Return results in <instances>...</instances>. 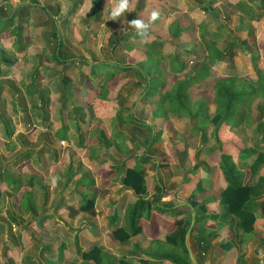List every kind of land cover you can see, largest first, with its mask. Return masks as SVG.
Returning <instances> with one entry per match:
<instances>
[{"label":"trees","instance_id":"trees-1","mask_svg":"<svg viewBox=\"0 0 264 264\" xmlns=\"http://www.w3.org/2000/svg\"><path fill=\"white\" fill-rule=\"evenodd\" d=\"M19 1L18 6L21 7L20 9L14 10L6 18H0V67L3 64L10 68L13 67L12 59L7 56V53L1 47V41L16 38L20 42L24 24L21 15L24 13L25 7L28 8L29 5H32L30 3L26 4L23 0ZM89 1L94 18H99L102 15L99 9L100 4L104 0ZM164 1L167 2L168 0ZM198 1L201 10L212 17L210 20L197 21L193 18L185 19L179 16L173 18L167 24L166 36L161 37L155 33L156 31H150L153 32V38L146 41H142L137 33L130 34L128 32L121 37L118 41H120V46L125 51L132 52L139 49L142 52V57L132 65H124L111 60L92 63L84 57L79 59L72 58V56L64 57L60 52L61 44L58 43L60 40L57 36L58 25L52 19L53 17L51 21L56 45L52 48L51 56L46 54L44 56L57 64H69L71 67H75L80 61L79 64L82 63L88 66L87 73L89 76L99 75L102 77L101 83H97L96 86L99 88L98 94L90 91L87 93L86 100L90 109L98 101H107L109 86L112 85L119 73L135 70L138 79L132 81L130 85L134 88H141L143 92L142 99L151 102L154 106V116L160 115L163 119L169 120L173 115L186 113L193 120L192 129H190V134L193 136L192 140L195 139V136H199L203 137L204 141L206 131L211 125L212 137L215 142L205 147L204 150L207 154L215 151L220 153L216 168L220 172L224 185L220 189L218 197L206 198L202 201L197 200L198 192L201 190L200 183L197 182L191 189L188 198L189 205L193 208L197 207L200 211V216L195 218L191 233L193 231L197 233L194 238L200 252H202L206 249L204 246L207 241L217 237L223 226L222 224L226 223L230 228L231 237L229 240L220 241L219 245L224 246V250L228 251L234 247L236 242L251 238L256 233L255 223L258 218V209L261 206L264 207V64L262 67L257 64L260 57L264 60V49L261 51L256 49L251 52L250 61L255 71L253 77L247 73L241 74L236 71L226 75H217L215 66L225 60V54L231 55V49L234 45L249 49V43L256 41L249 21L259 22L264 20V0H237L234 5L239 11V17L237 24L233 26L211 11V9L213 11L216 9L217 0ZM118 2L120 3V0ZM128 2L135 3L136 6L132 10V14L134 19H138V12L142 11L146 0H128ZM83 3L84 0H74L68 6L66 13L75 14ZM147 9L151 10L149 12L150 16L153 12L161 13L150 6ZM15 17L19 20H15ZM185 17H188V15H185ZM147 23H149V27H162L161 15L159 14L154 21L150 18ZM8 26H10V30L6 31ZM236 30H246L248 33L247 38L239 39L238 35H235ZM228 35L232 41L221 47L220 43ZM259 47L261 48L260 44H258ZM199 50L202 51V54L199 53ZM164 69L166 74L163 72ZM37 75H39V80V70L32 73L31 83L37 79V77L35 78ZM61 80L63 85L59 88L64 99L59 109V113H61L60 126L53 134L58 140H65L68 137L69 125L64 116V107L70 98L64 87L70 82V78L64 75ZM3 85L6 84L3 82ZM6 86L8 87V84ZM14 99L18 100V97L14 95ZM257 100L260 102L258 104V115L255 121L252 122L251 113ZM40 101L44 105L48 104V101L44 98H41ZM210 105H214L213 111L210 110ZM78 109L76 107L72 111L69 110L72 113L66 116H69V118L74 117V113ZM46 118L47 116H43L42 121ZM51 123L48 121L44 127H51ZM76 124L77 129L75 132L81 136L80 124ZM245 130H250V137L244 138L242 135H237L233 138L232 135L227 136L228 131L243 133ZM116 135L119 137L120 134L115 133L114 136L116 137ZM117 137L114 141L109 140V144H115L123 151V144L119 145L117 143ZM160 137L161 130L159 129L147 139L148 151L153 150V146L159 142ZM193 142L195 140L190 141L189 144ZM81 145L80 140L78 147H81ZM27 156L30 161L31 155L27 154ZM125 160L126 157L118 165L111 166V168L122 172V175L119 176L122 186L132 190L131 200L123 207V214L120 216L114 212L109 217L108 223L111 234L120 244H125L132 237L143 234L142 219H150L154 211L162 214L168 210V206L161 203L160 198L163 191L160 186H156L158 192L155 195L148 197L147 172L144 167L145 164L142 163L143 161L137 160L132 166H127ZM22 161L17 162L15 166L23 167L24 163L22 164ZM197 168L199 167L192 168L189 174L192 175ZM2 173L5 174L4 179L13 184L9 193L15 195L21 187V181L12 179V175L6 174L7 172ZM187 181H189V178L185 180V182ZM77 183L90 188L94 186L95 181L91 174L84 172L78 177ZM83 192H86V194L81 195L76 211L92 213L96 194H90L89 190ZM210 202H216L220 205L222 212L207 213L206 204ZM17 203L24 211L31 213L37 211V206L30 191L23 192ZM0 208H2L1 203ZM12 219L15 223L17 222L16 217L13 216ZM119 219H121L120 222ZM173 221L175 228L166 234L162 242L163 248L160 247L158 248L159 251L155 249L154 253L147 254L153 257L154 261L140 257L137 249L123 253L120 258H117L114 255L107 254L97 245H93L88 250H82L76 241V251L81 259L80 264H132L134 260L139 264H163L165 260L171 261L172 264H191L189 247L185 240L190 219L189 217H181ZM209 222L218 226L216 230H207L206 225ZM1 229L2 225L0 224V231ZM259 243L264 244V239ZM61 248H63L62 245ZM204 251L203 254H205ZM243 255L241 254V256ZM57 261H53L52 264ZM241 261V257L237 258L238 263Z\"/></svg>","mask_w":264,"mask_h":264},{"label":"rangeland","instance_id":"rangeland-1","mask_svg":"<svg viewBox=\"0 0 264 264\" xmlns=\"http://www.w3.org/2000/svg\"><path fill=\"white\" fill-rule=\"evenodd\" d=\"M23 1H25L26 4L34 3L32 4V7L29 5L28 8H26L28 12L30 9L32 20L28 23L24 22V24L27 23L25 28L28 30V32L25 33V36H28L31 41L28 42L26 47L23 46L20 51H17V46H15V42H13L12 39L1 41V47L5 50L7 56L12 59L13 67L10 68L4 64L0 67V203L3 206L0 208V222H2L6 228V230L4 229L5 231H0V264H48L51 261L50 259L55 257L57 259L59 257L60 260H62L61 263L55 262V264H79L80 260L76 252V241L82 247H89L94 243L99 244L103 248L109 245L107 240L108 226L105 222L107 214H109L112 210H110L108 207H105V205L108 204V197L109 199H120L121 197L118 198V196L123 190H125V187H120L118 191H115V189L109 190V187L104 186L100 181H98V188H96L94 184L95 187H92L91 192L89 193L93 194L96 192L102 196V198H99L97 203L99 213H95L98 214V217H101L98 219L100 220L98 222L94 220L96 215L94 217L93 215L91 216L82 214L76 217L69 212L71 204L73 205L71 199L75 200L76 198L74 192L79 193L80 191L78 190V186L80 185H78L77 179H74V177L77 175L79 177L84 168L86 171L90 168L89 172L91 175L93 174V176L96 174V171L93 165L87 167L86 158L81 159L77 154V145L79 141V135L77 132L73 130V132L70 134V137H72L74 140L75 145L72 143L69 144L70 142L68 143L67 140L63 143L61 141H57L58 139L53 134V132H55L59 127L58 121L56 122L53 120H59L61 116L59 109L61 108L64 99V96H62L61 93L62 91L59 87L63 85L61 80L62 76L66 74L72 77V73H75L73 75L75 77V81L72 84L73 86L65 87L67 91L72 92L70 95L68 94L69 98L71 96V99L74 98L75 90L76 94L79 92L78 90L80 88L78 89V87H74L78 81L83 83L86 82L88 87L93 85L88 77L85 81L84 64L82 63L75 66V68L78 67L79 71L82 72H79L78 75L76 73V69L71 67V65L56 64L49 60L41 65L40 80H38L39 75L35 76L37 79L33 83L30 82V78L32 76L33 68L35 66H39L38 56L43 52L48 54L52 53V46L46 45V38L48 36L50 37V32L52 30V17L60 29L59 34L63 41V47L64 49L68 50V54H66L63 50V47L61 48V53L64 56H74L77 58L84 57L90 61L97 62L101 60H114L115 62L124 65L134 64L133 62H135L138 57H141L140 52L132 53L130 55L127 54L125 51H123L122 47L120 46V41L118 40H120L121 37H123L128 32L130 34H136L135 28L129 23L134 19L132 10L136 5L133 2H128L129 9L113 20L111 13L119 4L118 0L102 1L99 8L102 15H100V17L97 19L94 18V13L89 0H84V3L79 7V10L75 14L66 13L68 6L72 4L74 0ZM217 1L218 3L216 5V9H214V11L211 9V11L216 13L221 19L229 22L231 26L237 24L239 11L234 5L237 0ZM19 2V0H0V9L3 8L0 11V18H6L10 16L14 10L16 11L18 9L17 5ZM198 2V0H168L167 2L164 0H146V3L144 2L143 4L142 11L138 12V19L143 20L145 23L150 20L151 16L149 15V12L151 10L149 11V9H147L148 6L152 7L155 11L161 12L159 14L161 15L162 27L157 28L156 26H150L148 32L156 31L155 33L161 37L166 36V26L173 18L181 16L185 19L193 18L197 21L202 19L210 20V18H212L211 16L207 15L205 11L201 10V6ZM185 15H188V17H185ZM17 19L18 18L15 17V20ZM23 19L24 17L22 20ZM249 23L253 29V33L255 35L254 39H256V41L249 43V49H245L240 45H234L231 49V55L228 53L225 54V60L223 62H219L215 66L217 75H226L233 71L241 74L247 73L252 77L255 75L254 68L250 61V56L252 50L254 51L259 49V51H261L264 49V20L259 22L249 21ZM9 30L10 26L6 27V31ZM235 32V35H238L239 39H244L248 36L246 30H236ZM152 34L153 32L148 34L147 40L153 38ZM223 40L224 41L220 43L221 47H223L224 44L230 43L232 41L229 35ZM50 42L52 43L53 41L51 40ZM258 44H260L261 48H258ZM55 45L56 44L54 43V46ZM201 50L203 51L202 48ZM201 50H199L200 54H202ZM18 59H20L19 63H16ZM257 64L262 67L264 60L260 57L257 60ZM47 69H49L48 72ZM163 72L166 74L165 69ZM134 73V70H129L128 72L122 73L120 76L122 78L121 84H124L130 80H137L138 76L136 73ZM3 82L6 85L8 84V87L3 85ZM84 86L85 85H83V87ZM122 89L115 94L113 99L121 103V105L126 104V110L132 108L136 114L135 115L132 112L126 113L123 111L124 114L122 115L121 108H118L116 114L113 115L115 125H117L118 129L120 128L123 133H126L125 131H130L129 126H125L126 123L131 124L137 122L136 119L144 120L145 117H143V115L146 110L147 120L150 121L151 112L150 107H147L145 111L141 110V114L139 115L135 110H137L142 105L138 103L136 106H134V102L139 97L138 95L140 91H130L129 87H127V84L124 85ZM14 95L15 97H18V100L14 99ZM41 98L47 100L48 104L44 105V103L40 101ZM75 100L78 101L79 104L83 103L78 97ZM71 103L72 102L70 99L66 102L64 107L65 117L66 115H71L72 113L68 109V106ZM259 103L260 102L257 100L254 104L253 111L251 113L252 122L255 121V118L258 115ZM142 104L144 103L142 102ZM213 109L214 105H210V110L213 111ZM82 110L85 114H87V117L91 116L90 109L82 108ZM43 116H47L44 121H42ZM159 116L160 115H158V117ZM178 117L181 118L176 120L174 122V127H172L175 129V134H173L174 131H171L169 125L165 124L161 138L162 141L155 153L157 156L155 159H157L159 162H169V167L163 171V169H159L158 166L155 168L154 163V166H151L150 168V172L154 173L155 177L153 179V175L149 176V184L150 188L152 189H154V185H157L156 177L159 179L162 178L165 181V184L168 185L167 188L170 191L166 193L167 196L164 194V197H170L169 199H173V195H175V193H173L171 190H176L178 188L180 178L187 168L191 169L195 166L203 168L202 173L197 175L198 177L200 176V179L208 178L215 173L214 170L209 173L210 169L215 168L210 162H202L208 158V156L206 157L205 154V147L208 145L210 146L215 142L214 138L212 137L211 125L209 126L210 128L207 129L204 141L202 139L203 137L195 136V142L189 144L190 141H194L192 140V137L189 136L191 132L190 129H192L191 127L193 125V120L186 113L178 114ZM49 120H52L51 127H44ZM88 120L89 127L87 132L90 134V126L95 127L97 124L95 123L94 118H90ZM109 124L110 121L106 122L107 129L104 127L106 129L105 131L107 132L110 129ZM119 124L122 125L119 126ZM148 125L151 127L147 126V123L146 126L144 124H133V126L137 127V129L142 128L146 132L148 129L151 132V137L154 133L153 131L155 130V127L153 124L148 123ZM71 127L74 129L73 123ZM249 133L250 130H245L243 133L239 131H228L227 136L230 137L232 135L234 138L237 135H242L244 138H248L250 137ZM88 137L90 140L89 147H94L96 150L97 148L95 146L94 132H92L91 135H88ZM116 137L114 136L111 141H114ZM169 139L180 141L179 147L169 143ZM181 145L185 147V149ZM74 147L77 149V151H75ZM113 147L116 148L115 144H113ZM189 147L190 149H188ZM196 149H198L199 152L201 150L202 154L199 156L197 155L198 158H193L195 154H198ZM171 150L177 153L178 159L170 153ZM133 152V148L128 151L129 154ZM187 152L188 157L190 154L192 158L191 160L194 161L192 164L189 163ZM27 154L32 155L30 159L32 160V164L40 171V174L42 172L45 173L43 176L42 174L39 175L36 169H31L32 165H29L30 161ZM21 161L22 164L24 163V169H31L28 173H26V175H34V178L37 179V183L42 184L41 188H39L38 185L36 188L31 187V189H34L32 190L33 196L37 198V201L39 202L38 216L40 217L44 213L46 214L52 210L53 213L50 214V218L56 217L63 221V223L56 224L54 219L53 222L49 220L50 222L46 223L47 227H44L42 230L36 229L35 232H39L37 235L38 238L37 236H34V225H28V223L24 224V222L29 221L26 213L19 216V208L14 206L12 203L11 194L9 193L10 185L8 184L10 183H8V180L4 179L5 174L2 173L5 164L10 163L11 165H15L17 162ZM78 166H80L81 169L76 171ZM199 168L197 170H199ZM160 172H163V175H160ZM216 172H219V170ZM206 173H208V176H204ZM13 174L15 177L22 178V175L20 176L19 172L16 170L13 171ZM220 179L222 180V177H220ZM64 182L66 187H62ZM206 182L207 181L204 180V183ZM221 184L224 185L223 180ZM105 187H107V189H105ZM79 194H86V192H80ZM124 194L126 196L127 193L125 192ZM105 195L108 196L106 197ZM122 198L125 199L124 196ZM58 202H60L62 206L61 209L63 212L61 213H59L60 210H53V207ZM113 204L114 201L110 203V206ZM103 207L107 209L105 214H103L105 211ZM74 209H76V207ZM211 211L217 210L212 209ZM67 213H69V216L73 218L74 221L66 216ZM10 215L19 216L18 218H20L21 221V223H19L20 225L14 224L10 219ZM66 227H69V229ZM57 228H59V231ZM26 231H29L31 240H34L35 243L31 241H22L27 238V233L23 235V233ZM5 235L8 236V244H11L9 245L12 247L11 253L10 250L7 249V242L4 241ZM20 235H22L21 239ZM141 235H144V233ZM75 236H78V240H74ZM56 239L59 240V242L62 240L69 241V246L67 245V248H65L67 253L64 251L65 249L63 250L62 248H59L60 246L58 245L56 249V243H53ZM139 239L136 238L133 240L136 242ZM140 245L141 243L139 244V247ZM38 246H42V248L39 249ZM258 246H261V244L257 245L256 248H258ZM137 247L138 246H136L135 243L129 245L130 250L132 248L137 249ZM145 251L143 252L147 253V250ZM240 251L244 255L251 253L253 260L255 262L258 260V257L256 258V256H258V251L248 250L246 245L241 247ZM138 252L141 253L139 250Z\"/></svg>","mask_w":264,"mask_h":264},{"label":"crops","instance_id":"crops-1","mask_svg":"<svg viewBox=\"0 0 264 264\" xmlns=\"http://www.w3.org/2000/svg\"><path fill=\"white\" fill-rule=\"evenodd\" d=\"M30 4H33V3H30ZM32 6L33 5H31V7ZM20 8L21 7L18 6V9H20ZM26 8L27 7H25V11L21 15V19L24 17V19L22 21L28 23L32 20V17L30 14V9L28 12ZM17 20H19V19H17ZM261 21H263V20H261ZM27 23L23 24L22 38H21L20 42H19V39H16V38L14 40H12L13 42H15V46H17V51H20V49L23 46L26 47L28 45V42L31 41L28 36H25V33L28 32V30H26V28H25ZM53 30L54 29L52 27V30L50 32V37L48 36L46 38L47 39L46 45L52 46L51 49L54 47V43H55V40H54L55 35H54ZM59 32H60V29H59V27H57V36L60 38L58 43L61 44V48H62L63 47V41L61 39ZM51 40L54 43L53 42L51 43L50 42ZM48 42H50V43H48ZM61 48H60V52H61ZM63 50L66 54H68L67 53L68 50L64 49V47H63ZM123 51H125V50L123 49ZM125 52L129 55L132 53H136V52H140V54H142L141 50H139V49L133 50L132 52H127V51H125ZM45 54L47 56L52 55V53L48 54V53H44V52L42 54H40L38 56L39 57V59H38L39 64L38 65L40 66V68H39V66H35L33 68L32 73L39 70V74H40L41 73L40 72L41 65L44 64L45 62L49 61V60L53 61L51 59L45 58V56H44ZM141 57H142V55H141ZM141 57H138L137 59H139ZM72 58H77V57L73 56ZM19 60L20 59H18L16 63H19ZM86 60H88V59L86 58ZM88 61L92 62V63L95 62V61H90V60H88ZM111 61H114V60H111ZM133 63H135V62H133ZM77 64H79V62ZM73 68H75V67H73ZM75 69H76V73L79 75V72H81V71H79L78 67H76ZM48 71H49V69H47V72ZM84 71H85V73H84L85 74V81L87 80V77H88L93 86L88 87L86 85V82L83 83L81 81H78L80 83H78V82L76 83V85L74 87H78V89L79 88L80 89L78 90L79 92L77 94L75 92L76 90L74 91V98L73 99H71L72 96L70 97V100L72 103L69 104L68 109L71 111L74 110L76 107H78L79 109L76 110L77 112L74 113V117H72V118H69V116L65 117L66 121L69 125V132H67L68 133L67 139H65V140H57L56 139V140L61 141L62 143L67 140L68 143L70 142L69 144L72 143L75 145L74 140L72 139V137H70L71 136L70 134L73 132V130L76 131V129H77L76 123L80 124V130H81L82 135L79 136V141L81 140L82 145H81V147H78V145H77V149H78L77 154L80 156L81 159L86 158L87 167H90L91 165L94 166L96 174L94 176L92 174V176L94 178L96 188H98V186H99L98 181H100L104 186H108L109 190L115 189V191H118V189L120 187H124L120 183V177H119L122 175V172H120V170L111 168V166H116V164L118 165V163H120L122 161V159H124L125 157H126L125 165H127V166H129V165L132 166L137 160L143 161L142 163L145 164L144 167L146 168V172H147L146 177H147V190L149 192L148 197L155 195V193L158 192V189L156 188V186L157 185L160 186L162 188L161 190L163 191V194H162L160 200H161L162 204H165L168 206V210L162 214L154 211L153 214L151 215L150 219H142L141 222H142V225L144 228V232H143L144 235H141V234L137 235L135 237H132L129 240V242H127L125 244H120L116 239L113 238V236L111 234V228H110V225L108 222H109V217L114 212L118 213V215L121 216L123 214V207L125 206V204H127L131 200L130 198L132 197V190L125 188V190H123L122 193L118 196V198L121 197L120 199H117V198L109 199V197H108V200H107L108 204L105 205V207H108L110 210H112L109 214H107L106 222H105L108 226V228H107V240H108L109 245L106 246L105 248H103L99 244L94 243L89 247H82L77 242L78 245L82 248V250H88L93 245H97V246H100L102 248V250L105 251L107 254L114 255L117 258L118 257L120 258L121 254L130 251L129 245H132V243H135V245L138 246L137 249L141 252L139 254L140 257L147 258L148 260L154 261L155 259L151 256H148L147 254L154 253L156 250L159 251L158 248H160V247L163 248L162 242L164 241L166 234L173 231L175 228L173 220L179 219L181 217H189L190 225H189V228L187 230L188 234L186 233L187 236L185 237V240H186L187 245L189 247V253L193 257V260L190 257L191 264H194V262L196 264H218V263L264 264V244H262L261 246H258V248H256V246L260 244L259 242L264 239V207L263 206L259 207V209H258V218L256 219L257 221L255 223V232L256 233L251 238H247L244 240L242 239L241 242H238V243L236 242L234 247L228 251L224 250L225 249L224 246L221 247L219 245L220 241H223L225 239L229 240L231 237L230 228L226 225V223L222 224L223 226L221 227L220 233L217 237L207 241L206 245L204 246L206 249H204L205 251L203 250L205 252V254H203V251L200 252V248H199V246H198V244L194 238V236H196L197 233L195 231H193L191 233V228H192V226L196 220L195 218H198L200 216L199 209L197 207L193 208L189 205V199L188 198L190 196L191 189L195 186V184L197 182L200 183L201 190L198 192V195H197L198 201H202L206 198L218 197L219 191L223 187V184H221L222 180L220 179V177H221L220 172H216L218 170L216 168V162L219 160L220 153L218 151H215V152L210 153V154L205 153L206 157L208 156V158L206 160L202 161L205 163L210 162L212 164V166L215 167L213 169H210V171H209V173H211V171L214 170L215 173L213 172L214 174L211 175L212 177L210 176L208 178L200 179V176L198 177L197 175L199 173H202L203 168H199V170H197L198 168L195 169V171H193L192 175L189 174V172L192 170V168L191 169L187 168L185 170V172L182 174V177L180 178L178 188L176 190H171L173 193H175V195H173L174 196L173 199H169L170 197H167V198L164 197V194L167 196L166 193H168L170 191L167 188L168 185L165 184V181L162 178L159 179L158 177H156V184L157 185H154V189L150 188V184H149V178L150 177L149 176L153 175L152 176L153 179L155 177L154 173L150 172V168H151V166H154L153 165L154 163H155V166H154L155 168L158 166V168L161 170L163 169V171H164V169L169 167L168 166L169 162H159L157 159H155L157 157L155 155V153H156V149L159 148V145L162 141L161 138L163 135V129H164L165 124H168L169 128H171V131H174L175 129L172 128V127H174V122L176 120H179L181 117H178V114H177V115L171 116L169 118V120H165L161 116H159V117L154 116V111H153L154 106L151 102L142 99L141 96H142L143 92L141 91V88L132 87L130 85L132 80L127 81L124 84H121V81H122V78L120 77L121 74L128 72V71L119 73L117 75V78L113 81L112 85L109 86L110 90H109V93L107 95V101H98V103H95L93 105V108L90 109L88 106L87 100H86L87 93L90 91V92H93L95 94H98L99 88L96 86H97V83H101L102 77H100L99 75L92 76V77L89 76V74L87 73L88 72V66L86 64L84 65ZM134 72H135V70H134ZM74 74L75 73H72V77L65 74L66 76H68L70 78V82H68L65 87H67V86L72 87L73 86L72 84L75 81V77L73 76ZM40 77H41V75H40ZM133 81H136V80H133ZM126 84H127V87H129L130 91H140V93L138 95L139 97L134 102V106H136L138 103L142 106H140L135 111H137V113L140 115L141 110L145 111L147 109V107L148 108L150 107L151 113H150V121L147 120V110H146L144 115H143V117H145L144 120L143 119H140V120L136 119L137 122H135V123H131V124L126 123L125 126L126 127L129 126L130 131H125L126 133H123L122 130H120V128L118 129V126L115 125V123H114L115 120L113 118V115L116 114L118 108H121V114L122 115L124 114L123 111H125L126 113H129V112H132L133 114H135V113H134V110L132 108H129L126 110V107H127L126 104L121 105V103L117 102L113 98H114L115 94L117 92H119L122 89V87ZM83 85H85V86L83 87ZM119 85H122V86H119ZM65 90H66V88H65ZM71 93L72 92L67 91V94L70 95ZM76 96L80 99V101L83 102L82 104H79V102L75 100L77 98ZM142 102L144 104H142ZM152 106H153V108H152ZM82 108L90 109L91 110V113H90L91 116L87 117V114L84 113ZM179 114H181V113H179ZM90 118H94L95 123L97 124V126H95V127L90 126L91 127L90 132L91 133L94 132V135H95V146L97 148L96 150L94 147H92V148L89 147V141L90 140H89L88 135H91V133L89 134L87 131H88V127H89V120L88 119H90ZM141 120H143V121H141ZM53 121H56V122L58 121L59 126H60V120L54 119ZM109 121H110V124H109L110 129L107 132V131H105L107 129L106 122H109ZM49 122H52V120H49ZM72 123L74 125V129H72V127H71ZM137 123L144 124L145 126H146V123H147V126H149L148 123L153 124V126L155 127V130L153 132H155L156 130H159V129L161 130L160 140H159V142H157L153 146V150H151V151L147 150V139L150 138L151 132L148 129H147V132L142 128L137 129V127L133 126V124H137ZM120 125H122V124H119V126ZM123 126H124V124H123ZM149 127H151V126H149ZM115 133L120 134L118 136L121 139H119L117 137V143H119V145L121 143L123 144V146H122L123 151H121L120 147H117L115 145L117 148L116 149L115 147H113V145L109 144V140H112ZM175 133L176 132L174 131L173 134H175ZM189 136H191V134ZM191 137L193 138V136H191ZM79 141H78V144H79ZM133 141H134V143H133ZM164 143H166V142H164ZM169 143L179 147L180 141H176L175 139H169ZM132 148L134 149V152L129 154L128 151L131 150ZM183 148L185 149V147H183ZM77 149L75 148V151H77ZM188 149H190V147ZM188 149H187V151H188ZM196 152H198V154H195V156H193V158L197 157V155L199 156L200 154H202L201 153L202 151L199 152L198 149H196ZM170 153L173 154V156L178 159L177 153L175 151L171 150ZM185 153H186V151H185ZM187 157H188V152H187ZM188 158H189V163L192 164V162H194V161L191 160L192 158H191L190 154H189ZM30 164L32 165L31 169L32 170L36 169V171L38 172L39 175L42 174V176H43V174H45L43 172L40 174V171L37 168H35V166L32 164V160H30L29 165ZM82 164H83V162H82ZM31 169L26 170V169H24V167L20 168L19 166H15V165H11L10 163H7V164H5L2 172H5V173L7 172L6 174H11L13 177L14 176L13 171L16 170L19 172L20 176L22 175V178L15 177V176L12 178V179L21 181L20 189H18V191L15 193V195L11 194L12 203L14 204V206L19 208V211H20L19 216H21V214L24 215L26 213V216H28L29 221L24 222V224L28 223V225H34L33 227H35L34 228L35 230L33 229L34 231L33 230L32 231L34 232V236H37L39 234V232H35L36 229L37 230L44 229V227H47L46 223H48L50 221L53 222V219L56 222V224L63 223V221L59 220L56 217L50 218V214L53 213L52 210H50L46 214L44 213L42 216L39 217L38 216V214H39L38 203L39 202L37 201V198H35L33 196V194H32V199L37 206V211L35 213L24 211L19 206V204L17 203V201L19 200V198L23 192L30 191L32 193V190H34V189H31V187L36 188L37 185L39 186V188H41L42 184L37 183V179L34 178V175L33 176L32 175H26V173H28ZM80 169H81V167L78 166L76 171L77 170L79 171ZM89 169L86 171L84 168L82 173L85 172V173L90 174ZM82 173H80L79 177L82 175ZM160 175H163V172H160ZM204 176H208V173L204 174ZM187 178H189V181L185 182V180H187ZM74 179H78V175L75 176ZM204 180H206L207 182L204 183ZM65 182H64V185L62 187H66ZM206 184H207V186H206ZM8 185H10L9 186V192H11V186L13 184L10 183ZM95 186H93V188ZM91 189H92V187L87 188L84 185L78 186V190H80L79 193L83 192V191H87V190H89V192H91ZM105 189H107V187H105ZM125 192L127 193L126 196L124 194ZM79 193L74 192L75 197H76L75 200L71 199V197H70L71 201L73 202V205L71 204V208H69V212L71 214L75 215L76 217L79 215H82V214L91 215V216L93 215L94 217L96 215L94 220H96L97 222L100 221L98 219L101 217H98V214H95V213H99V210L97 208V206H98L97 203H98L99 198H102V196L99 193L94 192L96 194L94 211L92 213H85V212H78V211H76V209H74L75 207L77 208V206L79 205L78 202L81 199V195ZM105 196L107 197L108 195H105ZM123 196L125 197V199L122 198ZM113 201H114V204L112 206H110V203H112ZM76 203H78V204H76ZM61 208H62V206H61L60 202H58L53 207V210L54 209L56 211L60 210L59 213H61V212H63ZM212 209H215L217 211H211ZM106 210L107 209H105L103 214L106 213ZM206 210H207V213H209V214H210V212H222V207L220 205H218L216 202H212V203L210 202V203L206 204ZM19 216H16V215L14 216L17 219L16 223L12 219L13 215H10V219L14 224L20 225L19 223H21V221H20V218H18ZM66 216L68 218H70L71 220H73V218H71L69 216V213H67ZM120 221H121V219H119V222ZM0 224L2 225L1 230H4V229L6 230L4 224H2V222H0ZM195 225H197V224L195 223ZM216 227H218V226L212 222H209L206 225L207 230H216ZM66 228L69 229V227H66ZM57 230L59 231V228H57ZM25 233H27V238L22 240V241H25V242L31 241V242L35 243L34 240H31V236L29 234V231L24 232L23 235ZM74 233H76V232H74ZM21 236L22 235H20V239H21ZM7 237L8 236L5 235L4 241L7 242V244H6L8 246L7 249L10 250V253H11L12 247L9 246L11 244H8V238ZM37 238H38V236H37ZM136 238H138V239L140 238V239L135 242L133 239H136ZM75 239L78 240V236H75L74 240ZM132 241H134V242H132ZM25 242H23V243H25ZM53 243H56V249L58 246H60L59 248H61V245L63 247L62 248L63 250L65 248H67V245L69 246V241H65V240H62L59 242V240L56 239L55 242H53ZM140 243H141V245L139 247ZM245 245H246L248 250L258 251V256H256V258L258 257V260L256 262L253 260L251 253L250 254L248 253L246 255L241 256L242 253H241L240 249H241V247H243ZM41 248H42V246L39 247V249H41ZM131 250H134V249L132 248ZM145 250H147V253H145L146 252ZM64 251L67 253L66 249ZM143 251H145V252H143ZM27 253H28V251H27ZM240 257L242 258V261L240 263H238L237 258H240ZM56 259H57L56 257L50 259L51 261L48 264H52L53 261H56ZM57 260H58L57 262H60V263L62 262V260H60L59 257ZM79 260L81 263L80 258H79ZM115 264H117V263H115ZM132 264H139V263H137L134 260V262ZM163 264H172V262L169 260H165V261H163Z\"/></svg>","mask_w":264,"mask_h":264},{"label":"clouds","instance_id":"clouds-1","mask_svg":"<svg viewBox=\"0 0 264 264\" xmlns=\"http://www.w3.org/2000/svg\"><path fill=\"white\" fill-rule=\"evenodd\" d=\"M129 9L128 0H120L118 7H116L112 13L111 17L115 20L119 17L122 13ZM159 13L153 12L151 19L154 21L158 18ZM130 25L135 28L137 35L140 37L142 41H146L148 38V30H149V23H145L141 19H133L130 22Z\"/></svg>","mask_w":264,"mask_h":264},{"label":"water","instance_id":"water-1","mask_svg":"<svg viewBox=\"0 0 264 264\" xmlns=\"http://www.w3.org/2000/svg\"><path fill=\"white\" fill-rule=\"evenodd\" d=\"M187 234H188V232H187ZM187 234H186V236H187ZM190 257H191V259L193 260V257H192V255L190 254ZM194 262V261H193ZM194 264H196L195 262H194Z\"/></svg>","mask_w":264,"mask_h":264}]
</instances>
